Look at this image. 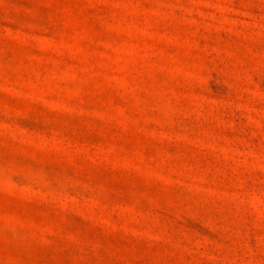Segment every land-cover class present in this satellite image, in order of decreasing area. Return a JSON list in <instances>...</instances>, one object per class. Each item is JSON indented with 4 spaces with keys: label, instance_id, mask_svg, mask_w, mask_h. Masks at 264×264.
I'll use <instances>...</instances> for the list:
<instances>
[{
    "label": "rangeland",
    "instance_id": "rangeland-1",
    "mask_svg": "<svg viewBox=\"0 0 264 264\" xmlns=\"http://www.w3.org/2000/svg\"><path fill=\"white\" fill-rule=\"evenodd\" d=\"M0 264H264V0H0Z\"/></svg>",
    "mask_w": 264,
    "mask_h": 264
}]
</instances>
